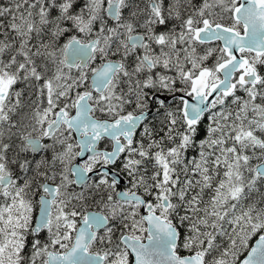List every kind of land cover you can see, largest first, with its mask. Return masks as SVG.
<instances>
[{
    "label": "snow or ice",
    "instance_id": "6c2138e0",
    "mask_svg": "<svg viewBox=\"0 0 264 264\" xmlns=\"http://www.w3.org/2000/svg\"><path fill=\"white\" fill-rule=\"evenodd\" d=\"M0 264H264V0L0 2Z\"/></svg>",
    "mask_w": 264,
    "mask_h": 264
},
{
    "label": "trees",
    "instance_id": "16d2710c",
    "mask_svg": "<svg viewBox=\"0 0 264 264\" xmlns=\"http://www.w3.org/2000/svg\"><path fill=\"white\" fill-rule=\"evenodd\" d=\"M0 2H3V0H0Z\"/></svg>",
    "mask_w": 264,
    "mask_h": 264
}]
</instances>
